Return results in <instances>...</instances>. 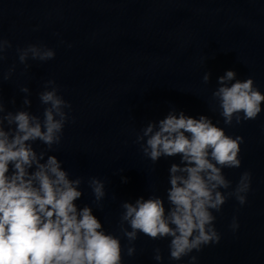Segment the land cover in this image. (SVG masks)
I'll return each instance as SVG.
<instances>
[{"label":"water","instance_id":"95a60500","mask_svg":"<svg viewBox=\"0 0 264 264\" xmlns=\"http://www.w3.org/2000/svg\"><path fill=\"white\" fill-rule=\"evenodd\" d=\"M0 38L12 45L0 61L6 111L25 109L27 95L26 110L43 119L39 93L48 80L71 104L60 144L48 150L36 141L33 147L46 153L41 163L55 155L70 179L83 178L77 207L91 206L104 231L119 237L123 264H190V256L170 259V238L138 233L130 242L124 236L129 224L121 220L122 204L141 197H161L169 207V168L180 158L154 164L136 140L170 111L210 117L227 135L243 138L241 166L223 170L231 187L222 191L234 190L242 173L251 174L246 203L233 196L213 212L220 241L193 251L195 264H264V104L255 120L228 126L212 96L228 70L237 80L253 78L264 94V0H0ZM29 44L53 49L55 58L29 57L25 68L16 49ZM25 86L28 94L20 91ZM91 177L105 183L102 207L93 203ZM129 247L135 249L131 256Z\"/></svg>","mask_w":264,"mask_h":264},{"label":"clouds","instance_id":"9594fccd","mask_svg":"<svg viewBox=\"0 0 264 264\" xmlns=\"http://www.w3.org/2000/svg\"><path fill=\"white\" fill-rule=\"evenodd\" d=\"M10 41L0 38V61ZM20 63L48 61L55 51L45 45L29 44L16 49ZM14 67L4 76L11 77ZM209 74H205L207 83ZM228 81H235L228 84ZM221 85L212 93L224 123L232 126L242 121L255 120L261 113L264 94L255 86L254 79L237 80L236 72L226 71L218 78ZM28 94V87H21ZM54 80H48L39 100L44 105L43 119L26 110L31 100L25 96V109L6 111L0 98V264H123V249L119 237L106 233L100 219L89 205L77 207L83 192V178H69L55 155L37 153L33 144L40 141L51 150L61 142L69 119L65 109L71 104L58 94ZM15 104V100L12 101ZM242 114V115H241ZM7 124L8 128H5ZM143 154L154 164L162 157L178 156L180 163L169 168L167 202L158 196L137 199L135 204L124 202L122 221L131 231L124 236L133 242L138 233L153 240L170 238V259L190 256V264L197 257L191 255L204 246L219 243L215 228L216 216L230 197L246 203L251 187V174H241L234 190L224 169L241 166L242 137L227 135L210 117L198 119L170 111L158 125L149 123L137 136ZM123 182L127 183L124 178ZM97 207H102L105 183L97 177L88 180ZM238 227L235 218L231 225ZM129 247L127 254L134 253ZM155 259H163L160 249Z\"/></svg>","mask_w":264,"mask_h":264}]
</instances>
